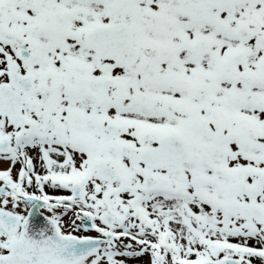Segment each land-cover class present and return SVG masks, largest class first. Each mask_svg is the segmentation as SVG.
I'll use <instances>...</instances> for the list:
<instances>
[{
	"label": "snow or ice",
	"instance_id": "1",
	"mask_svg": "<svg viewBox=\"0 0 264 264\" xmlns=\"http://www.w3.org/2000/svg\"><path fill=\"white\" fill-rule=\"evenodd\" d=\"M0 264H264V0H0Z\"/></svg>",
	"mask_w": 264,
	"mask_h": 264
}]
</instances>
